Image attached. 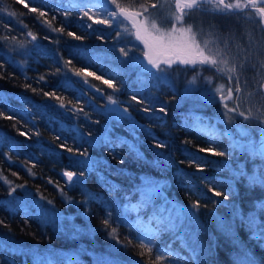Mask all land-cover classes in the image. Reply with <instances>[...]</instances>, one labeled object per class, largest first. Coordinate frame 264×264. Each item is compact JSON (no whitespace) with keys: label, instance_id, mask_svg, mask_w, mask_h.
<instances>
[{"label":"trees","instance_id":"1","mask_svg":"<svg viewBox=\"0 0 264 264\" xmlns=\"http://www.w3.org/2000/svg\"><path fill=\"white\" fill-rule=\"evenodd\" d=\"M93 2L0 0V264H34L33 254L49 253L57 254L56 259L61 254L76 255L79 264H152L155 252L140 255L135 229L121 224L117 243L102 224L107 209L113 210L117 221L125 204L141 199L138 189L148 174H160L171 181L165 194L173 202L198 201L200 205L194 225L199 241L195 255L166 233L157 246L172 245L187 264H236L242 251H247L255 264H264V240L257 239L248 224L251 217L264 224V209L258 207L264 202V184L249 179L264 172V157L237 146L246 139L257 144L264 124L235 114H231L234 123L229 124L220 98L205 103L200 98L201 88L189 95L184 87L192 78L190 68L173 66L168 82L149 80L151 75L141 74L142 66L131 59L135 50L129 53L130 60L120 55L119 48H128L116 37V25L94 23L104 18L102 13L93 20L83 16L84 5L92 7ZM161 3L163 0H139L131 10L140 11L139 4H156L149 12L166 13L168 9H161ZM32 7L37 12L29 11ZM10 11L17 15L10 16ZM40 11L47 15L40 17ZM215 23L222 32L232 28L240 33L244 28L243 21L234 17ZM61 27L63 32L52 30ZM29 31L36 35L35 41L27 35ZM5 36L9 39H3ZM69 60L71 65L66 63ZM80 68L110 79L119 91L113 92L91 76L87 77L89 84H84L73 74ZM252 75V71L246 73L248 78ZM217 82L228 86L226 79H214ZM137 84L148 88L147 93ZM241 87L243 92V84ZM45 92H54L66 107L61 108L60 100L45 96ZM109 94L143 127L134 150H130L133 129L129 131L127 124L106 110ZM133 95L144 102L133 101ZM226 102L233 106V101ZM144 107L151 111H142ZM161 107L165 112L159 111ZM80 108L83 112L76 111ZM236 126L247 130L248 137L235 133ZM212 130L215 136L210 134ZM157 142L165 147H156ZM241 169L244 175H239ZM64 171L77 173L73 182L65 180ZM11 187L16 191L9 195ZM135 219L136 213H129L128 220Z\"/></svg>","mask_w":264,"mask_h":264},{"label":"snow or ice","instance_id":"2","mask_svg":"<svg viewBox=\"0 0 264 264\" xmlns=\"http://www.w3.org/2000/svg\"><path fill=\"white\" fill-rule=\"evenodd\" d=\"M20 2L23 3V0ZM138 2L139 0H130L129 3L122 4L120 0H94L92 7L97 8V11L93 12L92 7L84 5L87 10L83 11V16L93 20L94 16L98 17L102 13L104 18L96 19L93 21L94 23L116 25L115 34L118 39L123 33H127L134 35L136 40L143 43L144 49H140L143 59H137L135 63L142 65L139 69L141 74H151L149 80L154 79L158 83L168 79L170 77L169 70L173 69L175 64L190 68L192 79L189 84L195 85L202 80L206 86H210L213 90V96L219 95L221 102H224V115L229 124L234 123L231 114L243 117L245 120L254 119L258 124H264V0H163L159 7L161 9L167 7L168 9L163 14L149 12V8H157L156 4H139L140 11H132L131 9H134ZM24 7L27 8L28 4L25 3ZM2 10L8 11L7 8ZM29 11L37 12V9L32 7L29 8ZM145 13L147 15L142 21L136 19ZM8 14L13 17L17 15L15 11H10ZM46 15L47 13L44 11L39 12L40 17ZM67 15L68 13L65 12V16ZM233 17L238 21H243V32L238 33L232 28L222 32L220 26L215 23L218 19L228 20ZM125 21L132 23L134 31L128 28ZM45 23L51 26L50 21L46 20ZM121 25H123L122 29ZM4 27L7 28L8 26L4 25ZM52 30L63 32L64 28H53ZM67 34L77 40L82 39L73 32ZM27 35L33 41L37 39L31 31ZM3 39L7 40L9 37L5 36ZM19 46L24 47L23 43H20ZM131 51L133 49L119 48L120 55L129 60ZM66 63L71 65L70 60ZM2 67L3 65L0 64V68ZM69 71L72 69L69 68ZM249 71L253 72L251 78L246 76ZM202 72H209L210 75L203 76ZM73 74L80 77L84 84H89L87 77L91 76L97 80H102L103 84H106L113 92L119 91V87L113 84L110 79L104 80L95 72H87L80 68L75 70ZM40 79L43 80L44 77H40ZM214 79H226L227 88L225 83H214ZM233 83L235 85L234 90ZM96 91L100 92L101 89L96 88ZM187 92L189 95H194L195 89L190 87ZM43 94L60 100V97H56L54 92ZM107 100L110 105L118 106L120 104V101L111 94L107 95ZM132 100L137 103L144 102L137 99L135 95L132 96ZM226 101H233V106L230 107ZM245 103L251 106L246 110H241ZM59 106L61 108L66 107L62 100H60ZM76 111L83 112V109L80 108ZM111 111L118 113V118H127L131 121L128 108L121 110L119 107H113ZM142 111L150 112L151 109L144 107ZM159 111L165 112V108L161 107ZM85 115L87 114L85 113ZM6 118L11 119V117ZM130 126L135 128V122L131 121ZM23 134L21 133V135ZM35 134L39 135L38 132ZM210 134L215 136L217 133L212 130ZM239 135L248 137V132L245 129H239ZM237 146L245 148L253 155L264 157V140L256 145L251 139H246L244 144ZM156 147L162 148L165 145L157 142ZM67 150L72 151L71 148ZM130 150H134V146ZM218 154L225 155L224 152ZM63 175L67 177L69 182H73V177L77 176V173L65 171ZM239 175H244L242 169ZM79 176L83 177L84 172H80ZM249 179L253 184H264V172L260 175H253ZM4 182L11 185V181L7 179ZM17 187H23V185ZM15 191L16 187H11L9 195ZM138 191H140L141 199L135 204L129 202L123 206V212L117 217L119 223L113 220V210H106L102 224L109 238L120 243L118 229L121 224H124L136 230L135 242L141 249L140 255H144L146 251L151 256L155 252L152 264H181L182 261L187 264L185 258L181 257L179 251L173 249L172 245L166 244L161 249L156 242L162 234L166 233L174 241L180 240L195 255L199 249V241L195 238L196 233L192 229L195 224L196 210L200 207L199 202L193 203L191 208L170 202L166 197H163L162 186L151 180L145 181ZM214 194L216 196L222 195L220 192ZM90 198L94 200L95 196ZM158 199L162 200V203H157ZM258 207L264 209V202H261ZM116 211L120 212V208L117 207ZM133 212L136 213V219L130 222L128 215ZM248 224L257 239L264 240V224H257L255 217L249 218ZM127 243L133 244V240H128ZM33 255L34 264H79L76 255L65 256L61 254L59 259L55 258L57 255L55 253ZM192 258L188 257V260ZM102 264H115V261H103ZM236 264H255V260L247 251H242Z\"/></svg>","mask_w":264,"mask_h":264},{"label":"rangeland","instance_id":"3","mask_svg":"<svg viewBox=\"0 0 264 264\" xmlns=\"http://www.w3.org/2000/svg\"><path fill=\"white\" fill-rule=\"evenodd\" d=\"M93 12H94V10H92ZM147 15V13H145L143 16H140V17H138V21H142L143 19H144V16H146ZM125 24L128 26V28H130V29H132V24L130 23H128V22H126L125 21ZM121 27V29L123 28V25H121L120 26ZM127 37V38H123V37ZM121 38V41H122V43H124V45L129 49H133V50H135V53H134V55H131V59L132 60H134L135 61V59L136 58H141L142 57V54H141V52H140V49H143V46H142V43L141 42H139V41H137L136 39L134 40V38H133V35H129V34H127V33H123L122 34V36L120 37ZM175 65H179V64H175ZM175 65H173V66H175ZM149 75H151L150 73H149ZM192 78H190L188 81H187V83H186V86L184 87V91H186L187 92V89H189L190 87L191 88H194L195 90L196 89H198V88H201L202 89V92H200V98L205 102V103H207V104H211V103H213V102H215L216 100H217V98H219V95H215V96H213V90H211V88H210V86H206L205 85V83L203 82V83H201V84H198V82H197V84H195V85H190L189 84V81L191 80ZM165 82H168L169 80L168 79H165L164 80ZM216 84H220L219 82H217ZM137 87H138V89L139 90H141V92L142 91H144L145 93H147V91L149 90L148 88H146V87H144L142 84H137ZM188 93V92H187ZM247 105H248V103H245L242 107L244 108V107H247ZM113 107H119L120 109H123V106H121L120 104L118 105V106H116V105H110V104H108L107 106H106V110H109V112H112L111 111V109L113 108ZM124 108H127L126 106H124ZM112 113H114V112H112ZM114 114H116L117 116V118H118V116H119V114L118 113H114ZM130 117H131V115H130ZM121 121H123L124 123H125V125L127 124L128 125V127H129V131L131 130V129H133V136L135 137V139L134 140H132L131 139V143H132V145L134 146V147H136L137 148V144H139L140 143V140H141V135L139 134L140 133V128L142 129L143 127H139L138 126V122L135 120V119H133V117H131V121H134V122H136L135 123V128H133V127H131L130 126V124H131V121H129L127 118H119ZM131 128V129H130ZM236 128H237V130H238V132H235V133H238V135H239V129H244V128H240V127H238V126H236ZM230 134H233V132H230ZM260 136L261 137H263L264 138V131H263V133L262 134H260ZM238 139V141H240V138L239 137H237ZM143 139V138H142ZM144 140V139H143ZM253 141V140H252ZM158 149L157 148H155V151H157ZM158 163H162V162H160V160L158 161ZM163 164V163H162ZM165 164V163H164ZM158 174V173H157ZM65 178V180L67 181V182H69L68 180H67V178L66 177H64ZM75 179V177H73V180ZM143 180L144 181H147V180H151V181H153V182H155V183H158V184H160L161 186H162V195H163V197H166L167 198V200L168 201H170V202H173L172 201V198H170V197H167V195L165 194V192H167L166 191V189H167V187H168V185H170L171 184V181L170 180H168V179H166L165 177H163V175H160V174H158L157 176H154V175H147V176H145L144 178H143ZM145 183V182H144ZM162 201V200H161ZM162 203V202H161ZM173 203H176V204H178V205H180V206H182V207H185V208H191V206H192V204L191 203H186V204H184V203H179V202H173ZM196 218H195V224L194 225H196ZM194 225H193V229H192V231L195 233V227H194Z\"/></svg>","mask_w":264,"mask_h":264},{"label":"water","instance_id":"4","mask_svg":"<svg viewBox=\"0 0 264 264\" xmlns=\"http://www.w3.org/2000/svg\"><path fill=\"white\" fill-rule=\"evenodd\" d=\"M136 19H137V17H136ZM143 49H144V45H143ZM139 59H143V58H139ZM145 63H146V61H145ZM264 140V139H263Z\"/></svg>","mask_w":264,"mask_h":264}]
</instances>
